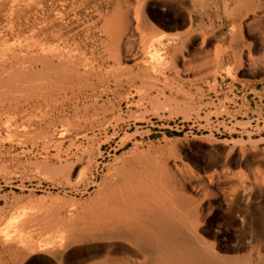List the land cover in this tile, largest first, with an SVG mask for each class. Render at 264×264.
Listing matches in <instances>:
<instances>
[{"label":"rangeland","instance_id":"rangeland-1","mask_svg":"<svg viewBox=\"0 0 264 264\" xmlns=\"http://www.w3.org/2000/svg\"><path fill=\"white\" fill-rule=\"evenodd\" d=\"M117 184L264 264V0H0V264H156L87 227Z\"/></svg>","mask_w":264,"mask_h":264},{"label":"bare ground","instance_id":"bare-ground-1","mask_svg":"<svg viewBox=\"0 0 264 264\" xmlns=\"http://www.w3.org/2000/svg\"><path fill=\"white\" fill-rule=\"evenodd\" d=\"M127 13V9L119 11L123 16ZM139 190L122 184L110 188L97 206V221L87 227L93 229L99 239H121L136 244L138 253L156 264H220L218 259L180 232L175 213L182 198L174 187L151 203L146 201L147 198L138 201ZM117 246L112 242L107 254L118 253ZM121 253L126 257L130 255L127 251ZM109 259L113 264H122L120 259Z\"/></svg>","mask_w":264,"mask_h":264}]
</instances>
